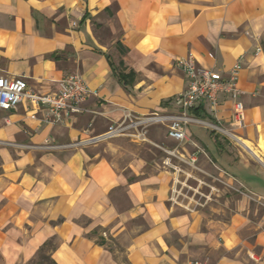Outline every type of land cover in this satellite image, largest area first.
Here are the masks:
<instances>
[{"label": "crops", "instance_id": "crops-1", "mask_svg": "<svg viewBox=\"0 0 264 264\" xmlns=\"http://www.w3.org/2000/svg\"><path fill=\"white\" fill-rule=\"evenodd\" d=\"M191 55L219 73L242 64L244 127L224 94L192 113L236 137L210 130L198 141L188 128L179 142L159 123L149 142L129 137L149 157L121 164L94 151L125 111L179 113L187 80L176 62ZM121 58L137 73L133 85L114 72ZM68 74L93 91L82 113L53 124L28 101L0 110V264H32L49 240L56 264H264V0H0V76L51 93ZM186 175L235 193L227 216L176 202Z\"/></svg>", "mask_w": 264, "mask_h": 264}, {"label": "built area", "instance_id": "built-area-1", "mask_svg": "<svg viewBox=\"0 0 264 264\" xmlns=\"http://www.w3.org/2000/svg\"><path fill=\"white\" fill-rule=\"evenodd\" d=\"M176 65L183 71L187 80L186 88L175 97L180 109L179 113L165 116L157 113L136 116L133 112L125 111L123 119L112 123L98 139H112L124 135L141 142H149L150 127L159 123H165L168 127V136L179 142L186 140L190 123H202L214 131L236 137L218 125L207 124L206 121L193 116L191 111L203 103H210L215 109L219 104L220 94H224L234 104V126L244 127L246 112L244 103L240 100L243 91L238 86L242 64L237 63L227 72L219 73L199 65L191 55L178 59ZM92 93V89L78 74L64 76L59 82L57 91L51 93H36L25 77L0 76V110H14L22 102L28 101L45 109L44 119L47 123H61L70 115L82 113L84 111L82 106ZM167 152L176 154L175 150H167ZM191 160L194 161L195 158Z\"/></svg>", "mask_w": 264, "mask_h": 264}, {"label": "rangeland", "instance_id": "rangeland-1", "mask_svg": "<svg viewBox=\"0 0 264 264\" xmlns=\"http://www.w3.org/2000/svg\"><path fill=\"white\" fill-rule=\"evenodd\" d=\"M108 34H109V31L107 30V28L103 29L101 39L104 42L109 43L111 39H110V35ZM200 119L204 120L205 118L200 117ZM188 128L193 133L194 138L197 139L198 141L211 140L210 130H213L212 128H209L205 125H201L198 123H190ZM212 132L215 133L217 131H212ZM110 142L118 143L119 145L122 146V148H124L123 150L124 154L121 157H116L112 155V150L109 149ZM98 144L99 145L96 147L94 151H101L103 154H105L106 157L110 159L115 157L117 162H120L121 164H126L129 161L130 153H140V155L142 156L144 155L146 157H149L153 154V152L150 150L149 145L148 146H139V145L137 146V144L130 141L128 136H124V135L120 137H115L112 139L101 140L98 142ZM163 154L164 153L162 154L160 153V157ZM1 163H2V160L0 157V165ZM191 165L192 166H190V170L191 171L196 170L195 169L196 167L193 164ZM208 178L211 181L214 180L217 184H219V186H223L225 184L224 181L219 179L218 177L214 179L208 176ZM205 184L206 183L204 182V183H199L196 185V180L194 176L192 177V176L186 175L184 182L179 183V187H177V189H175L174 191V195H173L174 200L176 202L184 203L187 206L196 207L199 210L205 211L209 215L212 214L213 216H220V217L227 216V213L229 211L228 210L229 208L228 200L231 196H235L236 194L235 193L227 194L225 192H219V193L213 192L211 187L210 188L208 187L207 189V187H205L206 186ZM213 207L219 208V211L214 210ZM224 210H226L225 213H224Z\"/></svg>", "mask_w": 264, "mask_h": 264}, {"label": "trees", "instance_id": "trees-1", "mask_svg": "<svg viewBox=\"0 0 264 264\" xmlns=\"http://www.w3.org/2000/svg\"><path fill=\"white\" fill-rule=\"evenodd\" d=\"M110 10V9H108ZM117 50L119 54L122 56L126 55L129 51L127 47H125L120 41L116 44ZM110 58V57H109ZM111 64L114 66V72L119 78L120 81L125 83L126 85H133L136 81V75L134 69L129 68L124 59H120L117 66L111 61ZM198 111V109H194L191 111V113H195ZM214 133V132H213ZM55 244L53 240L47 241L40 249L38 257L35 261H33L32 264H56L54 259L52 258L51 251L54 250Z\"/></svg>", "mask_w": 264, "mask_h": 264}, {"label": "bare ground", "instance_id": "bare-ground-1", "mask_svg": "<svg viewBox=\"0 0 264 264\" xmlns=\"http://www.w3.org/2000/svg\"><path fill=\"white\" fill-rule=\"evenodd\" d=\"M245 144H247L246 142H245ZM248 145V144H247ZM248 146H250V145H248Z\"/></svg>", "mask_w": 264, "mask_h": 264}]
</instances>
